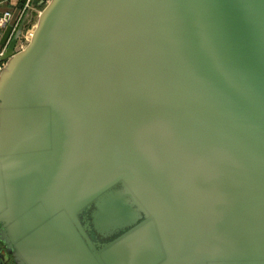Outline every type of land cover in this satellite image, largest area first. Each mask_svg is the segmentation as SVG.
Here are the masks:
<instances>
[{
    "label": "water",
    "instance_id": "1",
    "mask_svg": "<svg viewBox=\"0 0 264 264\" xmlns=\"http://www.w3.org/2000/svg\"><path fill=\"white\" fill-rule=\"evenodd\" d=\"M44 2L0 11V264H264V0H47L19 46Z\"/></svg>",
    "mask_w": 264,
    "mask_h": 264
},
{
    "label": "built area",
    "instance_id": "2",
    "mask_svg": "<svg viewBox=\"0 0 264 264\" xmlns=\"http://www.w3.org/2000/svg\"><path fill=\"white\" fill-rule=\"evenodd\" d=\"M29 1L30 0H27L26 7H27ZM22 14H23V10L19 14V16H18V18L16 20V23H15V25L13 27V30L16 28L20 18L22 17ZM10 17H11V13L10 12H4L3 14H1L0 15V27H4L8 23V21L10 20ZM22 36H21V43L23 42L25 44V42L28 40V35L22 34ZM21 43H20V46L22 47L23 45H21Z\"/></svg>",
    "mask_w": 264,
    "mask_h": 264
},
{
    "label": "crops",
    "instance_id": "3",
    "mask_svg": "<svg viewBox=\"0 0 264 264\" xmlns=\"http://www.w3.org/2000/svg\"><path fill=\"white\" fill-rule=\"evenodd\" d=\"M16 2H17V0H6V1L5 0H0V11L5 9V7H9V5L15 4ZM38 7H39V4L34 6L31 14L29 16L28 24L31 22V19L33 18V16H35V14L39 13V12H37L38 11L37 10ZM25 33H26V31H25ZM23 34H24V32H23ZM27 35L29 36V32L27 33ZM1 65H2V63H0V66Z\"/></svg>",
    "mask_w": 264,
    "mask_h": 264
},
{
    "label": "rangeland",
    "instance_id": "4",
    "mask_svg": "<svg viewBox=\"0 0 264 264\" xmlns=\"http://www.w3.org/2000/svg\"><path fill=\"white\" fill-rule=\"evenodd\" d=\"M47 0H45V2H46ZM45 2L43 3V4H41V5H39V7H38V11L37 12H39V11H41V9L44 7V5H45ZM37 15H38V13L37 14H35V16H33V18L31 19V22L28 24H26V26H25V29H24V35H27V33H28V31L30 32L31 30H32V27L34 26V24H35V22H36V20H37ZM25 31H26V33H25ZM21 45H24V43L22 42L21 43ZM20 46V45H19Z\"/></svg>",
    "mask_w": 264,
    "mask_h": 264
},
{
    "label": "bare ground",
    "instance_id": "5",
    "mask_svg": "<svg viewBox=\"0 0 264 264\" xmlns=\"http://www.w3.org/2000/svg\"><path fill=\"white\" fill-rule=\"evenodd\" d=\"M29 32V31H28ZM30 34H31V31L29 32V36H28V39H29V37H30Z\"/></svg>",
    "mask_w": 264,
    "mask_h": 264
}]
</instances>
